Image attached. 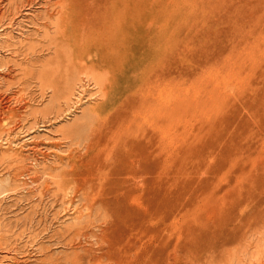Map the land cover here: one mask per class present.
Instances as JSON below:
<instances>
[{"label":"rangeland","instance_id":"1","mask_svg":"<svg viewBox=\"0 0 264 264\" xmlns=\"http://www.w3.org/2000/svg\"><path fill=\"white\" fill-rule=\"evenodd\" d=\"M251 213L264 0H0V264L220 263Z\"/></svg>","mask_w":264,"mask_h":264},{"label":"bare ground","instance_id":"2","mask_svg":"<svg viewBox=\"0 0 264 264\" xmlns=\"http://www.w3.org/2000/svg\"><path fill=\"white\" fill-rule=\"evenodd\" d=\"M42 73V72H41ZM40 73V74H41ZM42 75V74H41ZM38 76V75H37ZM115 167V166H114ZM245 209V208H244ZM242 210V209H240ZM245 211V210H244ZM253 212V211H252ZM242 213V211H241ZM262 213V211H261ZM245 213H243L244 215ZM247 214V213H246ZM253 214V213H251ZM264 215V213H263ZM254 216V214H253ZM261 216V215H260ZM243 217V216H242ZM248 217V216H247ZM252 217V216H251ZM250 217V218H251ZM262 218L264 216H261ZM248 218H244L241 219V217H239L237 219L236 222V226H234L235 228L232 229L233 232V248L232 250L227 254V258H225L224 262H214V260L212 262H210L209 264H247V261H251V263L253 264L254 261L258 262L259 264H264V220L263 221H258L255 216L254 219L252 217V220ZM261 218H259L260 220ZM235 223V222H234ZM198 229V227H197ZM196 229V230H197ZM201 229V228H200ZM195 230V228H194ZM202 231V230H201ZM200 231V233H201ZM230 231V230H229ZM199 231H196L195 233H198ZM224 231H222L223 233ZM231 232V233H232ZM221 233V235H222ZM226 233V232H225ZM230 233V232H229ZM204 234V233H203ZM202 234V236H203ZM224 234V233H223ZM201 235V234H200ZM225 235V234H224ZM230 235V234H229ZM197 236V235H196ZM199 237V239H197L198 241H196V248H195V254L190 256L189 261H193L194 263H199L202 264V255H200V247L202 245V242H204L203 238ZM229 237V236H228ZM232 237V236H231ZM207 238V237H205ZM231 239V238H230ZM229 239V240H230ZM226 240V239H225ZM224 240V241H225ZM208 241V240H207ZM205 241V242H207ZM231 241V240H230ZM195 242V241H194ZM227 242V241H226ZM208 243V242H207ZM262 243V244H261ZM210 244V243H209ZM231 244V243H230ZM214 245V244H213ZM226 246V245H225ZM230 248V247H229ZM109 249V250H108ZM205 248H203L202 250L204 251ZM228 249V248H227ZM230 250V249H229ZM199 251V252H198ZM103 251H101L102 253ZM117 252V251H116ZM202 252V251H201ZM207 252V251H206ZM205 252V253H206ZM104 256L103 257H97V256H92L90 259V264H107V262H117L116 261V254L114 249H110V247H108L106 249V252H104ZM193 253V251H192ZM202 254V253H201ZM207 254V253H206ZM211 254V252H210ZM99 255V254H98ZM217 255V254H216ZM225 256V255H224ZM188 258V257H187ZM120 259V258H119ZM251 259V260H248ZM118 260V259H117ZM219 260V259H218ZM221 261L222 258L220 259ZM204 261V260H203ZM207 262V261H206ZM120 262L118 261L117 264H119ZM146 263V262H145ZM111 264V263H110ZM205 264V263H203Z\"/></svg>","mask_w":264,"mask_h":264}]
</instances>
